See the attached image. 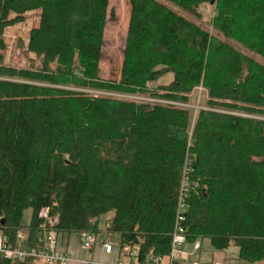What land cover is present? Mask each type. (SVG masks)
Listing matches in <instances>:
<instances>
[{
    "label": "trees",
    "instance_id": "16d2710c",
    "mask_svg": "<svg viewBox=\"0 0 264 264\" xmlns=\"http://www.w3.org/2000/svg\"><path fill=\"white\" fill-rule=\"evenodd\" d=\"M212 1L131 0L114 82L100 76L109 0H0V52L6 29L40 11L28 48L41 69L0 63V229L11 242L25 210L35 237L49 208L59 235L98 236L105 217L121 251L165 255L190 160L187 242L207 238L216 250L235 246L239 259L264 262V65L222 40L264 58V0H216L218 34L188 16ZM166 74L172 82L159 84ZM201 83L209 101L193 136L188 107L100 93L185 103Z\"/></svg>",
    "mask_w": 264,
    "mask_h": 264
},
{
    "label": "rangeland",
    "instance_id": "374dc122",
    "mask_svg": "<svg viewBox=\"0 0 264 264\" xmlns=\"http://www.w3.org/2000/svg\"><path fill=\"white\" fill-rule=\"evenodd\" d=\"M214 1V3H212ZM211 3L204 4L201 9L200 13L201 16L195 17L194 15H188L192 20L198 21L200 23H205L208 29L212 34L216 33L214 28V18L216 13V0H213ZM216 1V2H215ZM166 3L170 7H174L172 4ZM176 8V7H174ZM177 9V8H176ZM131 15V0H109L108 10H107V24L105 28V45L103 47V54L100 61V68H101V78L104 80H110L114 82H119L122 78V71L124 68V61H125V49L127 46V39H128V30H129V21ZM14 17V15H11ZM40 22V11H36L30 13L26 16L25 21L20 24H17L12 27H8L4 34L5 38V49L0 52L2 56V63L3 66L10 67L16 70H32L38 71L41 69V61L39 57L31 52L28 48V39L29 33L32 28L37 27ZM210 24V26H209ZM218 34V33H216ZM222 40L232 43L237 50L242 52L245 55L250 56L260 64L264 65V58L260 55L256 54L246 46L234 42L232 39H226L222 35ZM115 57L120 59V68L113 69V62ZM173 80L172 74H166L164 78H162L159 84L168 86ZM158 85V84H157ZM155 91L156 84L151 85ZM88 91V90H85ZM101 94H107L113 96L115 98L125 99V100H134L136 102H143L149 104H155L153 100L159 99L157 97L150 96L149 94L144 95H129V94H118V93H111V92H100ZM190 100L185 102V106H187L191 110L192 115V127L190 129V135L193 136V130L199 115L200 110L206 109L207 103L209 101V92L208 89L204 86L203 83L196 86L190 93L189 96ZM171 101V100H169ZM177 103H184L181 101H172ZM168 105V104H166ZM241 113L243 116L250 117L251 115L245 112H238ZM260 118V117H257ZM261 119V118H260ZM49 209V208H48ZM49 214H51L49 209ZM31 221V209H27L24 212V219H23V227L30 226ZM27 226V227H28ZM101 233L98 235V241L100 239H109L111 240L112 244L116 248V253L113 255L112 259H105V263H115L119 260L125 261L126 253L128 249L125 248L121 252L119 246V236L117 234H110L106 231L105 227V217L101 220ZM22 228V227H20ZM19 228V229H20ZM63 235H59V244ZM65 237H71L72 243L70 248L79 247V239L81 238L80 233H75L71 235H65ZM203 252L202 255H215V253L221 252L215 250L212 246L211 242L208 239H203ZM187 245L185 243L182 246V250ZM60 248H62L60 246ZM239 251L238 248L232 246L228 249L227 255H238Z\"/></svg>",
    "mask_w": 264,
    "mask_h": 264
},
{
    "label": "built area",
    "instance_id": "2783aa9c",
    "mask_svg": "<svg viewBox=\"0 0 264 264\" xmlns=\"http://www.w3.org/2000/svg\"><path fill=\"white\" fill-rule=\"evenodd\" d=\"M155 103L175 105L177 107H187L185 103H177L164 99H155ZM192 161L188 160L185 165L182 184L179 189L177 218L175 229L172 235V245L169 253L165 255H150L146 259L140 258L139 249L128 250L125 261H117L112 264H179V259L184 255L182 246L187 243V229L185 222L188 213V199L192 187L189 182V172ZM42 225L35 237L30 234V226L20 228L16 233L15 242H11L9 237L0 229V259L10 261H25L36 259L51 264H67L73 258L69 253L62 250L59 244V234L57 231L58 219L51 217L48 208H43L39 213ZM81 247L86 252H91L99 243L98 236L90 232L81 233ZM106 254L113 251V244L108 239L100 241ZM200 242H196L194 248H200ZM186 255V254H185ZM84 264H109L104 261L93 259L84 260Z\"/></svg>",
    "mask_w": 264,
    "mask_h": 264
},
{
    "label": "crops",
    "instance_id": "0c3cea01",
    "mask_svg": "<svg viewBox=\"0 0 264 264\" xmlns=\"http://www.w3.org/2000/svg\"><path fill=\"white\" fill-rule=\"evenodd\" d=\"M102 240L103 239H100V241ZM100 241L91 252H86L81 247L80 239H79V247L70 248L71 243L73 241L71 237L70 238L65 237L64 235V237L60 241V246L62 247V250L69 253L70 256L73 258V260L71 262H68L67 264H84V260H87V259H93V260L104 261V262H105V259H112L113 255H115V253L117 252L116 248L113 245L114 249L112 253L106 254L103 247L100 244ZM199 242L201 246L198 250L194 248L195 243L187 242V245L183 249V253H185L186 255L185 254L182 255V257L178 260L179 264H264V262L250 263V262L241 260L239 259V253L238 255H227L226 253L228 249L218 250L221 252L215 253V255H202L203 241L199 240ZM119 245H120V239H119ZM119 252H121V249Z\"/></svg>",
    "mask_w": 264,
    "mask_h": 264
},
{
    "label": "water",
    "instance_id": "95a60500",
    "mask_svg": "<svg viewBox=\"0 0 264 264\" xmlns=\"http://www.w3.org/2000/svg\"><path fill=\"white\" fill-rule=\"evenodd\" d=\"M212 3H214V1ZM2 223H4V221H2Z\"/></svg>",
    "mask_w": 264,
    "mask_h": 264
}]
</instances>
